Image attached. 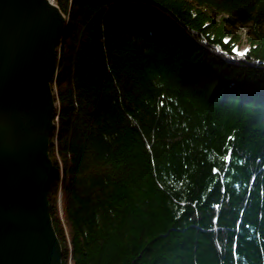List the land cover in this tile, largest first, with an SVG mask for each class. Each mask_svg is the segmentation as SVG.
I'll use <instances>...</instances> for the list:
<instances>
[{"label": "trees", "instance_id": "trees-1", "mask_svg": "<svg viewBox=\"0 0 264 264\" xmlns=\"http://www.w3.org/2000/svg\"><path fill=\"white\" fill-rule=\"evenodd\" d=\"M55 2L63 264H264V0Z\"/></svg>", "mask_w": 264, "mask_h": 264}, {"label": "water", "instance_id": "water-1", "mask_svg": "<svg viewBox=\"0 0 264 264\" xmlns=\"http://www.w3.org/2000/svg\"><path fill=\"white\" fill-rule=\"evenodd\" d=\"M67 24L55 0H0V264H63L49 189Z\"/></svg>", "mask_w": 264, "mask_h": 264}, {"label": "rangeland", "instance_id": "rangeland-1", "mask_svg": "<svg viewBox=\"0 0 264 264\" xmlns=\"http://www.w3.org/2000/svg\"><path fill=\"white\" fill-rule=\"evenodd\" d=\"M236 31L239 33V34H241L242 35V37H243V45H242V47L239 49V53L240 54H243L245 51H246V49L248 48V46H247V36H248V32H249V30H248V28L247 27H244V26H238L237 28H236Z\"/></svg>", "mask_w": 264, "mask_h": 264}]
</instances>
